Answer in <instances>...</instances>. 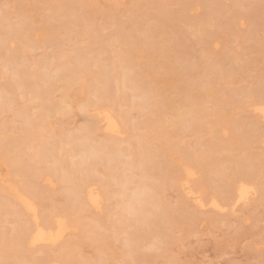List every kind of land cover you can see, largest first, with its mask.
<instances>
[{"label": "rangeland", "instance_id": "rangeland-1", "mask_svg": "<svg viewBox=\"0 0 264 264\" xmlns=\"http://www.w3.org/2000/svg\"><path fill=\"white\" fill-rule=\"evenodd\" d=\"M1 52L0 207L10 198L17 213L0 208V235L21 224L49 230L48 217L52 231L65 225L54 243H25L20 264H264V0H0ZM80 58L90 62L84 89L79 80L66 91L63 77ZM86 100L99 105L83 108ZM38 113L52 117L20 146L21 128ZM104 113L116 131L106 130ZM142 137L156 151L149 176L141 174ZM201 152L225 160L221 173L208 170L210 157L193 158ZM59 159L80 175L92 169L98 207L64 211ZM41 165L49 171L35 178ZM109 168L132 176L128 204L150 198L138 204L148 209L143 218L117 205L123 185L109 183ZM31 180L57 201L24 191ZM6 249L0 243V264L12 262Z\"/></svg>", "mask_w": 264, "mask_h": 264}, {"label": "bare ground", "instance_id": "bare-ground-1", "mask_svg": "<svg viewBox=\"0 0 264 264\" xmlns=\"http://www.w3.org/2000/svg\"><path fill=\"white\" fill-rule=\"evenodd\" d=\"M40 30H43L45 31V28L41 27ZM6 35V34H5ZM18 37V36H17ZM18 39L23 42V40L18 37ZM0 56L3 57V53L1 52L0 53ZM5 58V57H4ZM8 64V63H7ZM90 62L85 59L84 61H82V59L80 58L78 60V63H77V69L74 70V72L72 73H69L68 75H66L65 77H63L65 79V90L67 91L75 82L81 80V87L84 89V77L86 76L87 74V71H86V66H89ZM9 65V64H8ZM7 65V66H8ZM6 65L5 67L8 68ZM11 66V65H9ZM111 67L113 68L114 70V77L119 81L120 79V73L118 71V68H119V65L118 63L116 62H112V65ZM72 70V69H71ZM16 72V71H15ZM14 72V73H15ZM17 73V72H16ZM34 73V72H33ZM75 73V75H74ZM103 73V72H101ZM109 73V72H108ZM35 74H39V73H34L33 75ZM74 75V76H73ZM102 77V74L100 75ZM98 76V77H100ZM100 77V78H101ZM99 78V79H100ZM23 83L24 81L21 80ZM20 82V81H18ZM29 85H31L30 81H28ZM34 84V82H32ZM19 84V83H18ZM22 84V83H21ZM20 85V84H19ZM36 85V84H34ZM27 86V85H25ZM24 87V86H23ZM33 87V86H32ZM90 87V86H89ZM88 87V88H89ZM36 88V86H35ZM90 91H95L96 90L98 91V93H103L102 90H100L101 88L100 87H96L95 85L91 86L90 88ZM40 90L41 89H38V91H36L38 94L40 93ZM35 92V90H34ZM42 92V91H41ZM30 93V92H29ZM34 96V95H33ZM37 96H41V95H37ZM65 96H67V93L65 94ZM1 97V95H0ZM36 97V96H35ZM99 97V96H98ZM108 98V97H107ZM119 99L122 98V96H118ZM2 99V98H1ZM4 101V98L2 99ZM1 100V101H2ZM0 101V102H1ZM4 103V102H3ZM1 104V103H0ZM5 104V103H4ZM99 105V104H98ZM96 105V103L92 100H86L85 102L82 103V106L83 108H86L88 109L89 107L91 106H98ZM101 105V104H100ZM3 106V105H2ZM22 106V105H21ZM4 110V109H2ZM26 116V115H25ZM28 117V116H27ZM27 117L25 119H27ZM52 115L50 114H47V115H42L40 113H38L37 115L33 116L31 119H27V125L29 127H27V125H25L27 128H21V133L22 135L19 137V140H18V144L20 146L24 145L25 144V141L26 139H33L40 136L41 133H43V124H41V121H43L46 125L48 124L49 121H47L48 118H51ZM36 120H39V122L35 123ZM103 121L105 123V127H106V130L110 131V132H114L117 130V126L115 124V121L107 114V113H104L103 115ZM26 122V121H25ZM42 122V123H43ZM26 124V123H25ZM37 128V130H36ZM87 135V134H85ZM78 136V135H77ZM90 136V135H89ZM76 137V136H75ZM41 138V137H40ZM39 140H42V138ZM79 138V137H78ZM143 140L145 142V139L144 137H142L140 139V142L138 143L137 146H139L141 148V154L143 155V160H142V165H143V169L141 170V174L143 176H146V174L149 176V173L152 174L153 172V161H152V157L153 156H156L155 155V152L153 149H150L148 148L144 143H143ZM42 142V141H41ZM45 143V141H44ZM38 144V143H37ZM46 144V143H45ZM117 145V144H116ZM37 146V145H36ZM103 146V145H102ZM101 146V147H102ZM115 146V145H114ZM118 147V146H117ZM38 148V147H37ZM77 148V146H76ZM88 148V147H87ZM91 148V147H89ZM103 148V147H102ZM45 149H47V147H45L43 149V151H45ZM75 149V148H73ZM116 149V148H115ZM118 149V148H117ZM116 149V150H117ZM96 150V149H95ZM99 150V149H98ZM97 150V151H98ZM110 150V149H109ZM120 150V149H119ZM65 153L67 155H69L70 153L67 151V150H64ZM71 153L73 152L71 149H70ZM75 151V150H74ZM86 151V150H85ZM96 151V152H97ZM103 151V150H101ZM111 151V150H110ZM121 151V150H120ZM119 151V152H120ZM100 152V151H98ZM114 152V151H113ZM167 152V151H166ZM36 154H34V156L36 157H39V159L42 158V156L44 155V152H42L41 150L40 151H36L34 152ZM77 153V152H76ZM90 153V152H89ZM95 153V152H94ZM105 153V151H104ZM118 153V152H117ZM116 153V154H117ZM102 154V153H101ZM107 155V153H105ZM109 154V153H108ZM129 154L131 155L132 154V151L130 150ZM89 155V154H88ZM99 155V154H97ZM110 155V154H109ZM108 155V156H109ZM121 155V154H119ZM5 157V155H3ZM57 156V155H56ZM95 157V155H93ZM100 156V155H99ZM111 156V155H110ZM116 156V155H115ZM93 157V158H94ZM103 157V156H102ZM210 157V160L211 162H209L210 166L208 167V170L212 171V172H218V173H221V168H220V165L222 163L225 162V160H222V159H218V158H214L213 154H210L209 152H201V153H196L195 156L193 157L196 161H202L203 159H206ZM61 158V157H60ZM90 158V157H88ZM44 159V158H43ZM92 159V158H91ZM103 159V158H102ZM106 159V158H105ZM110 159H113L108 157V160ZM4 160V159H3ZM115 160V159H114ZM42 161V160H41ZM60 162V165L61 167H63L66 171L65 175H63L61 178L64 182V193L62 195L59 196V199H61L62 201H64L65 205H64V211H66L68 214H72L73 212H76L79 208L81 207V205L83 203H90L91 205H95L98 207L99 205V202H100V198H99V195L96 194L93 190V187H89L88 186V181H87V178H86V175H88L89 177V174L92 173L90 169H87L84 171L82 168V170L84 172H82L83 174H79L80 171L76 168L77 165H75V167H68V163L70 164V162L67 163V161H64L62 159H59L58 160ZM84 161V160H83ZM83 161L82 164H83ZM93 161V160H92ZM107 161V159H106ZM9 162V166H10V169L11 168H15L14 167V164H16L17 162V158L15 156H12L9 158L8 160ZM127 163V165H131L132 162L130 160L128 161H125ZM79 165L81 163L77 162ZM111 163V162H109ZM75 164V163H74ZM108 165V164H107ZM110 165V164H109ZM108 165V166H109ZM74 166V165H73ZM107 166V167H108ZM80 167V166H78ZM82 167V166H81ZM126 167V166H125ZM132 167V166H131ZM63 169V170H64ZM80 169V170H81ZM110 169V168H109ZM132 169V168H131ZM16 172H18L19 174H22L25 172L21 169H14ZM147 170L148 173H147ZM33 173H34V176L35 178H37L39 176V174L42 172V171H49V169H43L42 165L41 166H37V167H34V169H32ZM64 171V172H65ZM79 171V173H78ZM175 172V175H176V179L177 180H180L181 179V172L177 169L174 171ZM116 174H113L112 173V170L110 169L107 170V172L105 171V174L106 176L108 177L109 179V183H118L120 185H123V187L121 188V186L119 187L120 189L118 190V194L120 195L121 197V200L117 203V205L119 207H121V209H123L125 212H134L137 216H136V219L138 218H143L144 214L146 212H148V209H145L142 205H138L139 203H141V201L145 202V201H148L149 199L148 198H144V199H140L137 203H134V204H128L126 201L129 199L130 200V197H124L125 196V190L126 188L124 187L125 183L127 184V182H130L132 179V176L130 175H125L122 176L121 174H117V172H114ZM124 173V172H123ZM140 173V172H139ZM189 173V172H188ZM127 174V173H126ZM154 174V173H153ZM138 175V174H137ZM0 179H1V174H0ZM139 179H140V176H139ZM133 181V180H132ZM135 181V180H134ZM136 182V181H135ZM138 185L136 187V189H138V187H140V185L142 186L143 184V179L140 181H137ZM186 184V183H184ZM10 188H13L11 185H9ZM23 189L24 191H26L27 193H30L32 195H43L44 197L48 198L50 201H57V197L54 199L53 196H51L50 194H47V192H44L43 190H41L39 187H38V183L35 181V180H31L30 182H26L23 186ZM136 193V192H135ZM187 194H192V197L194 195V199H197V195H195V192H193L191 189H188L186 191ZM197 196V197H196ZM246 196V188L245 187H241L238 189V192H237V201L238 200H241V199H244ZM18 200L20 201L19 203L26 209V210H34L31 203L23 196H20L18 195ZM199 199H197L198 201ZM200 202V201H199ZM2 208L1 210H5V211H8V212H12L11 214H14V213H17L16 210H12L13 207V203L11 201V199L9 198L8 199H5L4 202L2 203ZM1 206V205H0ZM12 207V209H11ZM19 212V211H18ZM6 213V212H5ZM21 219V218H20ZM16 220V219H15ZM24 221V220H23ZM47 221H48V226L50 227L49 230H44L40 227H37L35 229H32V228H29L27 227V225H23L21 224V227L18 229L19 232L15 235H10L9 237L5 238L6 235L4 236L3 234H5L3 232V234L0 235V243L2 244V246H5L7 247L6 251H5V255L12 259V262L11 264H20V262L22 261V255L19 253V251L22 249V247L24 246L25 243L29 242L30 244H34V243H38V242H49V243H54L56 242L61 236H62V233L64 232L65 230V225H64V222L62 220H58L55 224V231H52L51 230V227L53 226V224L50 222V219L49 217L47 218ZM124 221V220H123ZM142 220H140L139 222H141ZM144 221V220H143ZM16 222V221H15ZM21 222V221H20ZM134 222H135V218H134ZM17 223H18V220H17ZM132 226V225H131ZM92 227V226H91ZM121 228L122 227H118V226H115L114 227V232L116 235H118L121 231ZM139 228V227H138ZM91 230V229H90ZM16 233V231H15ZM133 238H131V241L132 243L136 244V241L134 240V236H132ZM130 241V240H128ZM119 254L121 255H124L126 254L125 251H121ZM61 257H65L67 260L70 259V255H71V251L69 250V246H65L62 250H61ZM42 264H47L46 262H43Z\"/></svg>", "mask_w": 264, "mask_h": 264}]
</instances>
